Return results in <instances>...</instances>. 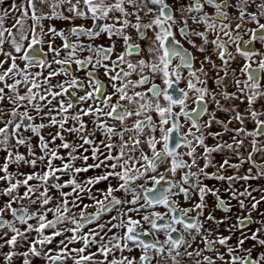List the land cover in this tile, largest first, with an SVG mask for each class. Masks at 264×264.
Masks as SVG:
<instances>
[{
    "label": "snow or ice",
    "instance_id": "snow-or-ice-1",
    "mask_svg": "<svg viewBox=\"0 0 264 264\" xmlns=\"http://www.w3.org/2000/svg\"><path fill=\"white\" fill-rule=\"evenodd\" d=\"M5 3L0 264H264V0Z\"/></svg>",
    "mask_w": 264,
    "mask_h": 264
},
{
    "label": "flooded vegetation",
    "instance_id": "flooded-vegetation-1",
    "mask_svg": "<svg viewBox=\"0 0 264 264\" xmlns=\"http://www.w3.org/2000/svg\"><path fill=\"white\" fill-rule=\"evenodd\" d=\"M82 22H83V21H77V23H82ZM88 24L90 25V24H91V21H89ZM245 39H247V37H245ZM256 47L259 48L260 45H259V44H256ZM217 63H219V61H217ZM230 90H231V89H230ZM237 103H238V102H237ZM259 103H264V101L258 102V104H259ZM245 107H246V104H244V105H240V109H241V110H243ZM249 127L251 128L252 125L249 124ZM214 129H215V128H214ZM207 183H209L210 186H212V185H217V184H218V182H216V181H208ZM221 192L223 193V188H222V187H221ZM225 198H226V197H225ZM208 200H209V203H212L213 200H214V197H208ZM233 203H235V202H233ZM216 215L219 217V216H222L223 213H221V212H217ZM254 227H255V226H254ZM249 246H250V245H249Z\"/></svg>",
    "mask_w": 264,
    "mask_h": 264
},
{
    "label": "rangeland",
    "instance_id": "rangeland-1",
    "mask_svg": "<svg viewBox=\"0 0 264 264\" xmlns=\"http://www.w3.org/2000/svg\"><path fill=\"white\" fill-rule=\"evenodd\" d=\"M11 3V0H6V3H5V5H4V7H6L8 4H10Z\"/></svg>",
    "mask_w": 264,
    "mask_h": 264
},
{
    "label": "crops",
    "instance_id": "crops-1",
    "mask_svg": "<svg viewBox=\"0 0 264 264\" xmlns=\"http://www.w3.org/2000/svg\"><path fill=\"white\" fill-rule=\"evenodd\" d=\"M215 130V129H214ZM211 143V141H209ZM221 158L219 156H217V160H220ZM245 167H247V165H245Z\"/></svg>",
    "mask_w": 264,
    "mask_h": 264
}]
</instances>
